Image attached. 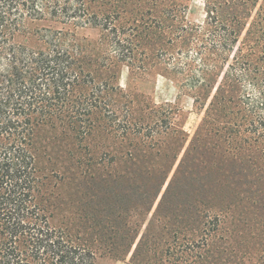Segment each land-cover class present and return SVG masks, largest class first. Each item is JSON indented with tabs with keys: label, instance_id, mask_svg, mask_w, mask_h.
<instances>
[{
	"label": "trees",
	"instance_id": "1",
	"mask_svg": "<svg viewBox=\"0 0 264 264\" xmlns=\"http://www.w3.org/2000/svg\"><path fill=\"white\" fill-rule=\"evenodd\" d=\"M95 1L0 0V264H96L97 249L90 237L82 240L51 221L46 176L36 164L38 129L60 127L79 142L106 131L129 146L139 137L153 147L171 127V111L155 105L148 112L150 123L133 119L130 106L120 101L122 87L114 74L97 79L91 71L83 33L98 29L110 51L126 48L132 53L143 45L144 36L138 34L143 29L145 37H160L155 30L159 23L150 19L138 23L140 13L131 22L121 21L119 13L126 11L127 0L120 6L123 10L118 4L102 9ZM184 1L166 3L163 17H176ZM204 4V25L177 30L166 42L173 50L177 47L168 57L179 51L188 57L194 51L200 59L198 76L188 78V85L194 103L209 99L201 107L202 125L225 131L241 151L252 149L259 156L221 162L237 170L224 177L227 198L205 212L210 219L203 223L197 241L168 246L165 258L156 264H264V0H204ZM115 60L122 62L119 57ZM105 61L98 64L109 69ZM87 159L84 163L92 170L103 162ZM156 180L151 178L149 190L156 188ZM248 192L254 193L247 200L258 209L260 221L248 235L250 240L241 241L245 251L228 253L222 247L226 238L219 244L215 233L233 199L243 195L238 198L241 202ZM95 226L97 241L104 245L103 225ZM118 241L117 246L110 242L114 255L126 257L134 241L130 237ZM255 245L262 246V253L252 257L248 249ZM136 256L137 251L134 261Z\"/></svg>",
	"mask_w": 264,
	"mask_h": 264
},
{
	"label": "rangeland",
	"instance_id": "2",
	"mask_svg": "<svg viewBox=\"0 0 264 264\" xmlns=\"http://www.w3.org/2000/svg\"><path fill=\"white\" fill-rule=\"evenodd\" d=\"M123 1L126 0H97L95 3L103 9L117 4L122 7ZM127 1L126 11L119 13V19L131 22L138 19L140 15L136 13H140L142 20L138 19V23L147 19L159 23L155 30L160 37H145L143 29L138 33L144 36L143 45L132 53L126 48L113 52L106 48L98 29H85L90 69L97 79L114 74V81L122 87L120 101L130 106L133 119L138 123L151 122L148 112L153 105L169 109L168 134L160 135L158 142L154 141L155 145L150 147L148 141L139 137L129 146L127 141L121 143L106 131L97 132L82 142L60 127L47 126L36 133V164L46 176L51 221L67 227L73 236L82 240L90 237L92 247L97 249L96 264H156L165 258L168 246L197 241L202 235L203 223L210 219L205 217V212L218 205L223 197L227 198L222 189L224 177L237 172L236 168L221 162L233 163L238 156H259L257 151L246 150L247 146H244L246 151H241V145L230 141L225 131L202 125L204 110L201 107L205 108L209 99L194 103L188 85V78L198 76L196 69L200 59L194 51L188 57L185 51L168 57L177 47L173 50L166 42L177 30L206 22L204 0H185L176 17L169 14L163 17L166 3L175 0L155 4L151 0H132L134 4ZM155 14H160L161 18ZM142 28L143 25L138 32ZM125 30L129 31L126 26ZM113 55L122 62H116ZM100 59L101 62L107 60L109 69L98 64ZM181 130L184 135L180 134ZM181 135L185 136L184 141ZM87 158L92 161L102 158L103 162L92 170L84 163ZM151 178L157 179L154 190L148 188ZM239 197L243 195L233 199L215 233L219 244L220 238H226L227 243L222 247H226L228 253L245 251L240 246L241 241L246 244L250 240L248 235L256 230L260 221L258 209L247 200L252 199L254 193H245L241 202ZM95 223L103 225L104 245L97 241L99 232ZM119 237L122 240L130 237L134 241L126 257H116L110 246V242L117 246ZM261 248L255 245L248 251L252 257H257L262 253Z\"/></svg>",
	"mask_w": 264,
	"mask_h": 264
}]
</instances>
